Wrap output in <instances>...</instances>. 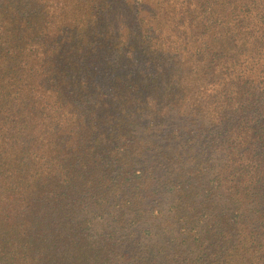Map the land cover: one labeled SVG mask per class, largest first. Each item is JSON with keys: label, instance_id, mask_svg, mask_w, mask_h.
<instances>
[{"label": "trees", "instance_id": "16d2710c", "mask_svg": "<svg viewBox=\"0 0 264 264\" xmlns=\"http://www.w3.org/2000/svg\"><path fill=\"white\" fill-rule=\"evenodd\" d=\"M0 264H264V0H0Z\"/></svg>", "mask_w": 264, "mask_h": 264}]
</instances>
